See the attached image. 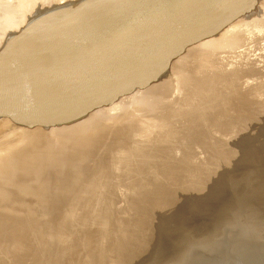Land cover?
<instances>
[{"label":"water","instance_id":"1","mask_svg":"<svg viewBox=\"0 0 264 264\" xmlns=\"http://www.w3.org/2000/svg\"><path fill=\"white\" fill-rule=\"evenodd\" d=\"M0 264H264V0H74L9 33Z\"/></svg>","mask_w":264,"mask_h":264},{"label":"bare ground","instance_id":"2","mask_svg":"<svg viewBox=\"0 0 264 264\" xmlns=\"http://www.w3.org/2000/svg\"><path fill=\"white\" fill-rule=\"evenodd\" d=\"M37 1H39V0H37ZM68 1L74 2V0H68ZM26 2H27L26 0H13L12 5H10L11 7L9 6V4H11V2L10 3L7 2L8 4L6 3L9 6L8 12L6 14L5 13L1 14L2 12L0 13V45L5 40L6 36L9 35V33L19 31L20 28L22 26H24V24L26 23L25 21H27L26 20L27 17L29 19V15H31V14H29L31 12H30V9L28 7H30V6L33 7V6L37 5V3L35 1H34V3H35L34 5L33 4L31 5V0L27 2L28 4H26ZM41 2H43V4H44L45 1L42 0V1H40V3ZM59 2H60V0H59ZM63 2H64V4L66 3L63 0L62 3L54 4L52 6L61 5V4H63ZM67 3H69V2H67ZM3 4H5V2H3ZM3 4L1 6V8L3 7L2 9H4L3 10V12H4L6 10L4 6H6V7H8V6L6 4L3 6ZM33 8H31V10Z\"/></svg>","mask_w":264,"mask_h":264},{"label":"rangeland","instance_id":"3","mask_svg":"<svg viewBox=\"0 0 264 264\" xmlns=\"http://www.w3.org/2000/svg\"><path fill=\"white\" fill-rule=\"evenodd\" d=\"M6 1H7L8 3L11 2V4H9V6L12 5V3H13V0H0V4H1V5H0V13L2 12L1 14H3V13L6 14V13L8 12L9 6L7 5L8 3H7ZM26 1L28 2V1H30V0H26ZM34 1L36 2L37 0H33V1L31 0V5H32V4H33V5L35 4ZM40 1H42V0H39V1L36 2L37 5L33 6L34 8H33L32 6L28 7V8L30 9V12H31V13H29V14H31V15H29V17L32 16L33 14L39 12V11H40L41 9H43V8H46V7L52 6V5H54V4H60V3H62L63 0H60V2H59V0H47L48 2H47L46 0H43V1H45L44 4H43V2L40 3ZM64 1H65L66 3H67V2H70V1H68V0H67V1L64 0ZM3 2H5V4L7 3L6 5H7L8 7L4 6L5 4H3ZM27 2H26V4H28ZM2 4H3V6L5 7V9H6L7 11L5 10V11L3 12L4 9H2L3 7L1 8ZM63 4H64V2H63ZM10 7H11V6H10ZM31 8H33V9L31 10ZM29 9H28V10H29ZM39 9H40V10H39ZM32 11H33V12H32ZM32 13H33V14H32ZM26 20H28V17H27ZM25 22H27V21H25ZM22 27H23V26H22ZM15 32H16V31H15Z\"/></svg>","mask_w":264,"mask_h":264}]
</instances>
